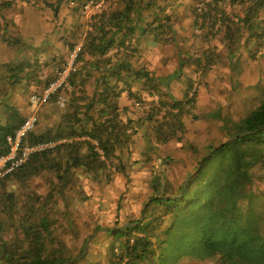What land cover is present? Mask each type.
I'll return each instance as SVG.
<instances>
[{"label": "trees", "instance_id": "16d2710c", "mask_svg": "<svg viewBox=\"0 0 264 264\" xmlns=\"http://www.w3.org/2000/svg\"><path fill=\"white\" fill-rule=\"evenodd\" d=\"M12 1L0 0V9ZM22 1L39 4V11L53 12L56 20L66 6L71 20L58 28L72 37L65 36L64 45L70 51L81 40L84 46L59 122L45 127L41 116L38 127L45 130L32 134L36 141L66 142L34 154L0 181V214L10 223L9 235L0 241V264H264V194L256 186L264 176V90L256 106L234 118L221 106L214 110L210 119L217 127L202 142L189 141L180 159L157 153L183 142L190 126L202 119L200 87L224 58L234 69L242 47L251 58L264 50V0L181 2L192 12L193 25L203 30L194 38L201 39L196 46L184 36L189 32L176 12L180 2L111 0L90 15L80 32L88 0ZM217 38L226 57L212 43ZM168 47L175 53L168 54ZM147 54L156 61L178 59L179 67L166 77L167 63L151 68L143 62ZM26 68V74L33 73L31 61L14 68L13 83ZM173 78L183 83L180 94L171 88ZM56 100L52 97L49 104ZM25 117L13 110L11 119L0 124V155L8 150L7 136ZM140 137L146 148L132 159ZM156 159L165 168L153 173ZM134 172L144 173L139 184L150 190L142 197L139 216L128 213L125 222L107 228L111 243L105 261L87 262L84 244H70L65 233L76 228L75 195L81 192L83 200H91L92 187L103 189L122 174L126 181L119 206L135 187ZM79 177L85 185H77ZM37 178L48 187L46 193L30 189ZM10 180L27 190L23 203L6 190Z\"/></svg>", "mask_w": 264, "mask_h": 264}, {"label": "rangeland", "instance_id": "374dc122", "mask_svg": "<svg viewBox=\"0 0 264 264\" xmlns=\"http://www.w3.org/2000/svg\"><path fill=\"white\" fill-rule=\"evenodd\" d=\"M193 1L194 0H170V3L178 6L177 3L180 2L176 12L178 16L183 18L181 21L182 23L180 24L186 26L188 28L187 32H189V34L185 33L184 36L187 35V38L191 39L189 45L196 46L201 42V39L194 38L199 37L200 35L198 34L201 32L203 33V30L199 26L193 25L192 12L186 9V7H183L184 4L186 5L194 3ZM107 2L110 4L112 1L104 0V4L102 1L101 5L105 6ZM181 2H184L182 6H180ZM101 5L93 8L91 11L81 14L78 23L82 27L80 32L86 29L90 15L99 11ZM231 9H235V6L233 8L231 7ZM67 11L68 9L65 10V12ZM185 16L186 18L184 19ZM70 18V14H62L60 23H64V19L70 21ZM35 19V12H33L32 8L19 11L17 17L14 18L18 26L22 24L24 25L23 28L30 32L27 34L29 40L33 39L32 32L37 29L33 26ZM52 19L53 16H49V20H46V22H53L54 20ZM40 26L43 27V23H41ZM197 28L199 29V32H196ZM55 33L58 37L56 35L54 37L64 39L65 36H62L61 32ZM183 33V31H180V34ZM71 34L72 33H69L67 36L72 37ZM55 41L57 44L56 50L55 47H46V57H48V55L53 57L56 55V57L54 59L53 57L49 59L45 57V60L43 58V53L40 52L38 55L35 53L37 50L33 52L34 49L32 48L36 49V47H33L31 42L29 43V49L25 51L26 54L31 55L30 60L34 71L31 68L30 70L33 71V73L29 72L30 74H26V72H23L20 76L21 79L15 81L14 83L12 81L16 78L10 75L16 66L20 65V63L26 60V55H23L24 58L23 56H16L14 59L11 58L12 53L15 54L17 50L10 47V45L6 49L3 48V51H0V124H4L11 119L13 110H17L23 116H26L30 106L29 98L31 94H33L34 91H37L38 86H40L42 82L47 81L49 78H54L57 75V72L61 69L60 67H62L64 64L69 51L64 48V41L60 40L59 42L56 39ZM212 43L218 47L224 56H227L228 51L225 49L222 39L217 38L216 40L212 41ZM201 44L204 47L205 43ZM58 49H60L63 58H59L57 56ZM164 52H166V49ZM167 52L170 55L175 53L172 47H168ZM5 53L8 54V56H6ZM9 57L11 58L12 64L6 67L4 64H6V62L9 60ZM184 58L186 57L184 56ZM227 58L228 57L224 58V62L222 61V63H220L205 79L207 85H202L200 87V108L198 109V113L201 115L202 119L190 126V131L188 135L185 136L186 139L183 142H174L171 146L159 148L157 151L159 155L163 154L164 156H174L175 159H180L183 157L184 152L188 150L189 141L197 138L198 143L202 142L210 133V131L213 128H216L218 125L217 121L213 122L212 119H210V117L212 118V112L218 107L221 106L231 117L234 118V114L236 116L241 115V113L249 111L253 106L258 104V100L262 94V89L264 90V50L256 58H251L249 56V51L246 50L245 47H242L240 51V57H238V60L236 59L234 62V64L238 65V67H235L234 69L230 67L231 65H229ZM143 62H148L151 68H157V66L167 63V66L164 67L163 71V75L166 77H168L169 74L171 75L174 73L179 67L178 59L175 61L173 57H171V60L164 62L156 61L152 58L151 54H147L144 56ZM189 69L190 68L184 70L182 74L186 73L187 71L189 72ZM35 75L40 78L38 79L40 80V83H36V81L33 80V76ZM29 76L31 81L35 82L36 84L30 83L28 79ZM182 86L183 83L178 78L172 79L171 88L177 91L178 94L181 93ZM144 93L148 95L147 91ZM65 108L66 106L60 107L56 102L55 104H47L46 106L41 107L39 110V116H43L42 121L45 124V127L48 125L57 124L59 122V116L61 115L60 113L64 111ZM45 127L40 126L37 128L39 131L45 130ZM211 132H213V130ZM145 148L146 140L143 137H140L138 139L137 145L134 147L132 159L138 157L139 153ZM164 168L165 166L162 164L161 159L154 160V168L152 169L153 173L159 172ZM143 174V172H134L132 178L134 180L135 187H133L130 191H127L128 193L125 194L126 196L124 203L119 206L117 200L119 199L121 192H124V182L126 181L125 176L122 174H120L116 179H113L112 182L103 189L97 188L96 186V188L92 187L94 191L90 194L92 197L91 200H83L84 197L81 192L78 195L74 194L77 201L73 207L72 218H75L76 220V228L75 230L66 228L65 233L70 244H76L77 246L84 244L83 256L86 257L87 262L92 261L96 263H103L105 261L106 248L111 243L110 236L106 235L107 228H114L118 224L125 222L127 220L125 215L128 213H130L133 218H137L139 216L142 197H144L148 192L150 193V190L147 191L145 187H142V185L139 184L141 181L139 179ZM176 179V182L181 181L179 178ZM79 182L81 185L86 184V181L80 177L78 178L77 185ZM126 186H128V184H126ZM256 186L259 190H257V192L264 194V176H261L259 179L257 178ZM30 189H36L40 193H46L48 187L43 183V179L37 178L31 183ZM6 190L9 192L14 191L16 193V197L20 199L22 203L25 201V196L28 193L27 190L22 188L15 180L8 181ZM136 195L138 198H136ZM258 200L256 199V202ZM20 213L22 212H19L18 216H20ZM8 221L9 219L7 215H4L3 213L0 214V225L3 227V230L5 229L4 232H2L3 230H0V241L2 236L9 235L8 232L10 223ZM90 234L92 235L88 237ZM86 237L88 238L84 243V239Z\"/></svg>", "mask_w": 264, "mask_h": 264}, {"label": "built area", "instance_id": "2783aa9c", "mask_svg": "<svg viewBox=\"0 0 264 264\" xmlns=\"http://www.w3.org/2000/svg\"><path fill=\"white\" fill-rule=\"evenodd\" d=\"M103 0H88L84 11H91L101 5ZM199 32V29H196ZM83 41H78L68 52L64 66L57 72V75L39 92H34L29 98L33 110L23 119L14 133L7 136L8 150L0 155V181L11 176L14 172L23 168L30 161L31 157L40 152L52 150L66 140H34L32 134L36 131L40 116L38 109L47 105L52 97L57 96L56 103L65 107L68 97L73 90L70 80L72 73L77 68V61L83 49ZM96 148L104 158L99 143L94 141Z\"/></svg>", "mask_w": 264, "mask_h": 264}, {"label": "crops", "instance_id": "0c3cea01", "mask_svg": "<svg viewBox=\"0 0 264 264\" xmlns=\"http://www.w3.org/2000/svg\"><path fill=\"white\" fill-rule=\"evenodd\" d=\"M103 4H104V1H103ZM39 6H40L39 4L32 5V4H27V3L23 2L22 0H14V1L11 2L9 8L7 6L5 8L0 9V51L1 50L3 51V48L6 49L10 45V47H12L13 49H16L17 50L15 54L12 53L11 58L14 59V58H16V56L17 57H22L23 55L24 56L26 55V58H25L26 60L23 61L20 64H24L27 61H29V62L31 61L30 60L31 55L26 54V51H25V50H28L29 49L28 46H29V43L30 42L32 43V46L33 47H36V49L35 48H32V49H34L33 52H35L37 50L35 53H37L38 55H39L40 52H42L43 53V58L45 60L46 52H47L46 51V47L47 48H49V47H55V50L57 48L56 47L57 44H56L55 39L58 40L59 42H60V40L61 41H64V43H65V39H63V38L60 39V38L54 37L56 35L55 32H61L62 33V36H67L69 33H71L70 31L63 32V30H60L58 28V25H61L60 20H56V19H54V17L52 19V20H54L53 22L47 23L46 20H49V16H53V12L46 11V10L39 11L38 10ZM105 6L108 7L109 6V3H106ZM183 7L185 8L184 5H183ZM29 8H32L33 9V12H35V17H36V19L34 20L33 26L36 27L37 29L34 32H32V35H33L32 36V38H33L32 40H29L28 39L27 34L30 33V32L27 29L23 28L24 25L20 24V26H18L16 24V20H14V18L17 17L19 11L25 10V9H29ZM63 8L64 9L62 10L61 13L64 14V15H67L68 11L65 12L66 6L65 7L63 6ZM6 13H8V14H6ZM61 13L59 15L62 18V14ZM41 23H43V27L40 26ZM8 37L10 39L13 38L16 41V44L15 45L14 44H11V41L7 40ZM4 38H6L5 41H4ZM64 48L68 51V49L66 48L65 45H64ZM19 53H21V54H19ZM5 55L8 56V54H6V53H5ZM24 56H23V58H24ZM57 56L59 58H62L63 57L60 49H58ZM51 57H53V56L48 55V57H46V58L49 59ZM55 57H56V55H55ZM55 57H53V59ZM11 58L9 57V60L6 62V64H4L6 67L7 66H10L12 64ZM16 67H18V66H16ZM27 70H28V68H26L23 72H25ZM52 78H49L47 81H44V82L41 81L42 82L41 85L38 86L37 91H34V92L41 91L49 83V81L52 80ZM28 79H29V81H30L31 84H33V83L34 84L40 83V80H38L40 78L37 75L33 76V80H35L36 83L33 82V81H31L30 76L28 77ZM50 104L48 103V105H50ZM40 109H38V113H39V110ZM32 110H33V107L30 105L29 106V110L27 111L26 116ZM42 120H43V116H42Z\"/></svg>", "mask_w": 264, "mask_h": 264}]
</instances>
